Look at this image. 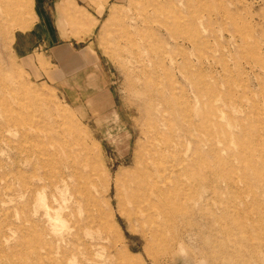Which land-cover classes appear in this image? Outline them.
I'll return each mask as SVG.
<instances>
[{
	"label": "rangeland",
	"instance_id": "rangeland-1",
	"mask_svg": "<svg viewBox=\"0 0 264 264\" xmlns=\"http://www.w3.org/2000/svg\"><path fill=\"white\" fill-rule=\"evenodd\" d=\"M55 1L0 0V264H264V0Z\"/></svg>",
	"mask_w": 264,
	"mask_h": 264
},
{
	"label": "bare ground",
	"instance_id": "bare-ground-1",
	"mask_svg": "<svg viewBox=\"0 0 264 264\" xmlns=\"http://www.w3.org/2000/svg\"><path fill=\"white\" fill-rule=\"evenodd\" d=\"M143 166L138 171L137 176L134 174L136 177L135 179L133 178L134 180L132 179V177L129 178L130 180L132 179L133 181L129 183L130 186L128 187L126 186V187L127 189L130 188L128 192V194H130L128 199H130L129 202H131L133 208L138 209L143 213H145L147 219L149 220L152 214L151 209L153 208L152 201L155 200L157 197H159L158 194L159 192H161L159 185L161 184H159L160 178L148 172V167L145 166V164Z\"/></svg>",
	"mask_w": 264,
	"mask_h": 264
},
{
	"label": "crops",
	"instance_id": "crops-1",
	"mask_svg": "<svg viewBox=\"0 0 264 264\" xmlns=\"http://www.w3.org/2000/svg\"><path fill=\"white\" fill-rule=\"evenodd\" d=\"M47 0H40V6H39V10L42 11V10H47L48 7H47V3H46ZM58 0L55 1V3L57 2ZM55 3H54V6H55ZM35 17H36V14H35ZM25 52L21 55V56H25Z\"/></svg>",
	"mask_w": 264,
	"mask_h": 264
}]
</instances>
